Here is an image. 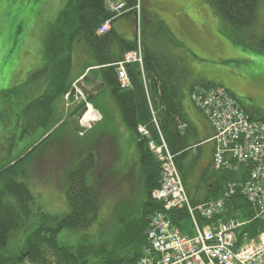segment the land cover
<instances>
[{"label":"trees","instance_id":"trees-1","mask_svg":"<svg viewBox=\"0 0 264 264\" xmlns=\"http://www.w3.org/2000/svg\"><path fill=\"white\" fill-rule=\"evenodd\" d=\"M116 1H122L125 8L130 10L127 16L135 13L137 6L141 11V0H71L58 18L50 24L43 47L46 64L43 70L32 74L29 81L36 82L42 76L48 80L40 102H45L43 97L45 100L46 97H55V99L61 97L71 84L74 47L82 46L84 52L94 59L98 68L96 76L103 88L109 92L125 128L136 139L138 153L136 164L141 176L139 184L143 188L144 200L138 203L122 201L125 204L123 209L133 210V216L119 220L125 228L119 234L117 246L107 255L101 256L99 252L95 253L96 261L92 263L88 261L86 251L82 248L73 249L66 242L67 240L60 241L58 236L63 231H83L96 220L100 207L98 192L102 186L98 174L102 164L97 155L93 157L88 153L64 176V195L69 213L60 217L42 216L37 227L24 235L18 246L12 247L13 235L26 228L31 215L30 206L33 200L28 188L22 182L15 180L18 176V167L26 161L32 152L30 151L22 158L0 168V180H4L0 192V264H132L138 261L147 248L145 232L150 217L155 213H164L172 226L183 234H191L188 215L184 210L164 212L161 204L151 200V192L158 187L160 169L148 151V140L136 133L139 125L149 131L153 140L158 141V132L160 133L175 158L176 167L186 189L185 185L192 167V162L189 163L187 158L192 149L193 135L190 132L189 122L182 112L179 85L186 77L187 71L179 61L160 50L157 39L162 38L174 45L179 43L175 42L163 21H145L141 44L142 72L137 64L125 66L131 87L126 90L120 89L115 64L122 60L126 52L136 50V41H125L111 31L103 36L96 34L100 25L113 16L106 4ZM208 1L218 18L226 25L227 32L230 33L229 36L226 35L228 38H232L236 45L247 44L250 48L259 47L264 51V35L258 36L254 30L258 8L264 0ZM147 27L151 30L149 37H146ZM144 36L146 38L143 41ZM202 87L210 86L202 85ZM14 92L15 89L8 90L1 95L6 96ZM248 114L251 119L264 120V116ZM16 118V124H19V119L17 116ZM29 126L30 124L26 127ZM182 126H185L183 130H181ZM103 147H106V144ZM9 149L6 154L11 152ZM116 157L113 155V161ZM109 166L111 165H107L105 170ZM102 175L108 178L104 173ZM212 178L214 182L207 187L206 198L202 203L220 199L227 183L245 182L247 170L241 167L236 173L220 171ZM190 202L192 205L198 204L193 200ZM221 218L223 221L237 220L245 223L238 232L239 240L245 236L255 237L264 227L260 219H254V210L239 192L226 202Z\"/></svg>","mask_w":264,"mask_h":264},{"label":"rangeland","instance_id":"rangeland-1","mask_svg":"<svg viewBox=\"0 0 264 264\" xmlns=\"http://www.w3.org/2000/svg\"><path fill=\"white\" fill-rule=\"evenodd\" d=\"M70 1L0 0V168L20 157L28 147L32 148L42 131L45 130L48 133L51 130L49 104L54 102L56 110L61 112L60 126L62 127L54 133L50 131L49 136L42 141L40 146L36 147L34 144L32 152L17 170L18 176L15 180L27 186L33 203L30 206L31 215L26 228L12 237L11 245L14 247L18 246L24 235L39 224L38 221L42 216L60 217L69 213L64 195V176L72 168L71 166L82 161L92 147L100 148V145L110 144V138L115 146L118 145L121 162L109 166L107 170H105L107 168L105 164L99 167L98 175L102 180V186L98 192L100 207L95 222L86 230L63 231L58 236L60 241L67 240L66 242L73 249L82 248L86 251V257L92 263L96 261L95 253L99 252L101 256L107 255L117 246L119 234L125 228L119 220L133 216V210L123 209L125 204L122 201L138 203L143 202L144 197L142 196L143 188L137 181L136 166H134L136 165V139L130 134L128 136L127 132L118 125L115 115L111 112V115L109 112L107 114L105 107H107L108 98L111 99L107 90H102L100 97L99 95L95 97L91 94L92 92H88L86 79L91 76L90 73L80 80V75L74 76L71 71V84L68 87V90L76 88L85 101L93 106L94 111L96 109L92 101L100 106L103 112H106L104 122L98 112L99 120L94 122L89 133L83 132L78 123V118L85 109V106L81 108L82 99L74 98L75 102L71 103L63 96L56 99L46 97V100L43 97L45 102H40L43 95L42 87L27 100L21 98V92L27 89L28 76L44 59L42 44L46 40L50 24L58 18L60 12ZM141 7V11L136 10V14L138 13L136 18H129L136 31L139 28L141 44L145 21L160 20L166 25L171 22L174 24V19L190 21L193 29L189 30L188 34L179 33L176 36L171 32L175 42L179 45L158 38L157 44L160 50L164 53L168 51L187 52L189 56L198 61H204L210 66L220 68L222 70L220 78L234 87L230 91L238 98L243 108L246 109L245 111L264 116V51L259 47L250 48L247 44L236 45L232 38L227 37L230 34L227 30L218 33L220 38L214 35L206 27L210 19L208 0H141ZM173 8L177 11H173ZM120 20L124 19L117 21ZM254 30L258 36L264 35V1L259 5ZM150 34L151 30L147 27L146 37ZM146 37H143V41ZM224 41L230 43L231 50L224 46ZM79 50H82L81 46L76 45L72 52L73 57ZM227 54L230 56L226 59L224 56ZM79 68L75 67V70ZM202 71L204 72V69ZM13 89H15L14 93L1 95L2 92ZM76 95L74 94L75 97ZM34 99L36 100L33 101ZM21 102L25 104L24 110L28 111V115L24 116L26 121H20L21 128H25L26 132L20 140L8 139L4 136V130L10 125L9 119L17 121L14 111L21 108ZM114 107L116 108L115 104ZM47 108H49V114ZM42 112L43 117L39 119L43 120V130L41 128L33 130V125L38 126L36 122L38 113L42 114ZM29 124L32 129L30 126L26 127ZM199 142V137L193 139V143L198 144ZM7 149L11 151L9 154H6ZM92 152L94 151L90 153ZM193 152H195L194 149L187 158L189 163L192 162V167L185 186L191 195L196 194L197 197L204 198L207 194L205 187L216 171L211 165H203V161L207 164L203 160V155L196 160ZM56 160L58 164L53 167ZM68 167L70 168L65 170ZM102 173L108 178L103 177ZM3 182V179L0 180V192Z\"/></svg>","mask_w":264,"mask_h":264},{"label":"built area","instance_id":"built-area-1","mask_svg":"<svg viewBox=\"0 0 264 264\" xmlns=\"http://www.w3.org/2000/svg\"><path fill=\"white\" fill-rule=\"evenodd\" d=\"M109 10L114 17L127 13L123 2L110 3ZM109 22L98 28L99 36L109 32ZM127 64H138L141 68L139 41L137 49L126 53L124 60L117 64L118 81L122 89L130 85L124 70ZM74 92L77 94L75 99L84 101L76 88ZM68 96H65V100H68ZM191 98L213 130L214 170L236 173L239 168L245 167L247 178L243 183H227L220 199L192 205L175 158L158 133L159 143L153 140L148 142L149 151L160 166L158 187L152 191L151 199L161 204L164 211L184 210L193 234H182L172 226L164 213H155L150 217L145 232L147 248L138 261L132 264H264V227L255 237L245 236L239 240L238 232L245 223L223 221L221 218L226 202L239 192L254 210V219H260L264 225V120L250 119L223 88H197ZM86 111L93 112L95 116L84 121ZM82 115L79 120L82 129H89L99 120L98 114L88 103H85ZM137 133L143 138H150L144 126H138Z\"/></svg>","mask_w":264,"mask_h":264},{"label":"crops","instance_id":"crops-1","mask_svg":"<svg viewBox=\"0 0 264 264\" xmlns=\"http://www.w3.org/2000/svg\"><path fill=\"white\" fill-rule=\"evenodd\" d=\"M172 10L175 11L176 9L173 8ZM208 11H209L210 19L207 22L208 24L206 25V27L209 28L214 33V35L219 37L218 33L220 34V32L226 31L227 27L218 18V16L214 12L211 5H210ZM131 17H133V16L122 18L124 20H120V21H117L118 20L117 19L114 22H112V24H111V32H113L116 36H118V37H120L123 40L128 41V42H132L135 39V27L133 26L132 21L129 20V18H131ZM119 19H121V18H119ZM173 21H174V24H173V22H171V23L168 22L169 25L167 24V27L169 28L170 32H172L176 36H178L179 33L180 34H184V33L188 34L190 32L189 30L193 29V25L188 20L174 19ZM44 43H45V40L42 44L43 45L42 47H44ZM224 46L227 47V49L231 50L230 43L224 41ZM165 54L167 56H169L170 58H172L176 61H179L185 67V69L187 71L186 77L184 78V80L179 85V98H180V103L182 106L183 115L185 116L186 120L189 122L190 132L193 135V139L197 138V137H199V139H200V142L198 144L193 143V139L191 140L192 149L189 151V153L192 152L194 149L195 152H193V155H194V158H196V160L199 159V157L201 155H203L204 156L203 160H205L207 163V164H204V161H203V165H211L212 166L213 143L210 141V139L213 136V131H212L211 127L209 126L205 117L201 114V112L192 103L191 98H190L191 90H192L193 86L209 85V86L223 87L231 93L230 89H234V87L230 86L226 81H224L220 78V73L222 72V70L220 68H215V66H210L204 61H198V60L194 59V57L189 56L187 54V52L175 53L172 51H168V53H165ZM42 55H43V48H42ZM229 56L230 55L227 54L224 56V58L227 59ZM45 64H46L45 60L43 59L42 62L37 65L36 69H34L30 73V75L28 76V78L26 80L27 89L25 91L21 92L22 100H27L28 97L35 95L36 92L41 87H42V92L44 93V91L48 85V83H47L48 80L44 76H42L36 82H30L29 77L32 74L36 73L37 71L43 70ZM94 66H95L94 59L88 53H85L83 50H79L77 55L74 57L72 55V69H71V71L74 74V76L80 75V77H82V76L88 74L90 72L89 69L93 68ZM75 67H80V68L78 70H75ZM203 69H204V72L202 71ZM90 75L91 76H89L86 79L87 85H88V88H87L88 92L89 91H90V93L92 92L91 94L95 97H97L98 95L100 97V95H101L100 93L102 92V90H105V89L101 85L99 78H97V76L93 77L94 75H97V71L91 72ZM111 99L110 98H108V100L106 99L107 100V107H105V108H107V114H108V112H109V114L111 112L112 115H115V118H116L118 125H120V127L124 131L127 132L128 136L130 134L133 137V135L125 128V126L122 122L120 113H119L118 109H116L117 107L116 108L114 107V104H113L114 102H112L113 100H111ZM35 100L36 99H34L33 101H35ZM92 102L95 105V109L103 117L102 122H104L106 112H103V110L100 109V106H98L94 101H92ZM21 103H22L21 108L14 111V113L16 112V116L19 119V121H18L19 123L21 120L26 121V117H24V116L28 115V111L24 110L25 104L23 102H21ZM54 104H55L54 102H53V104H51V103L49 104V107L51 108V119H49V120L50 121L52 120V127H51L50 131L52 132V130H53V133L58 128L62 127V126H60L61 125V115H60L61 112H60V110L59 111L56 110ZM240 105H241V103H240ZM241 107L243 108V105H241ZM48 110H49V108H47V112H48ZM247 112L252 113L251 111H247ZM48 114H49V112H48ZM40 117H43V112H42V114L38 113V121H36L38 126L33 125V130L40 129V128L43 130L44 123L42 125L43 120L40 121V119H39ZM9 122H10V125L7 128H5V130H4L5 131L4 136L8 139L13 138V139L20 140L21 138H23L26 131H25V128H21V123H20V125L16 124L17 121L13 120L12 118L9 119ZM95 126H97V125H95ZM50 131L48 133L45 132V130L42 131V133L39 135L36 143H34V144H39L50 133ZM91 131H93V129ZM110 140H111V143L109 145H106V147L102 146L100 148H97V150H96V148L92 147L89 151V154L93 153L92 154L93 157L96 155L99 157L98 160H101V164L103 163L102 165H104V164L105 165H112L113 162H114L113 165H116L117 162H121V156H120V151H119L118 145L115 146L114 141L111 138H110ZM101 143H102V141H101ZM34 144H33V146H34ZM39 146H40V144H39ZM30 149L31 148L28 147L24 151V153L21 154L20 156L27 154ZM91 151H94V152L90 153ZM113 155L117 156L115 161H113ZM137 158H138V153H137V149H136V163L138 160ZM57 164H58V162L56 160L53 167H55ZM76 165H77V163L73 166H71V165L70 166L72 168H74ZM134 166H136V174L138 175L137 181L139 183L141 176L139 174L137 164ZM69 168L70 167H68L65 170H68ZM213 182H214V178H212L211 180L208 181L207 186L205 188L207 189V187ZM186 193H187L190 200H193L194 202H196L198 204L202 203V201H204V199L206 198V197L199 198V197H197L196 194L191 195L188 190ZM206 193H207V191H206ZM188 222H189V220H188ZM189 225H190V222H189ZM190 230H191V234L186 233L185 235L191 236L193 234V231L191 229V225H190Z\"/></svg>","mask_w":264,"mask_h":264},{"label":"bare ground","instance_id":"bare-ground-1","mask_svg":"<svg viewBox=\"0 0 264 264\" xmlns=\"http://www.w3.org/2000/svg\"><path fill=\"white\" fill-rule=\"evenodd\" d=\"M83 116V115H82ZM94 113L91 111H86V115L84 116L83 120L86 121L88 119V117L92 118L94 117ZM90 120V119H89Z\"/></svg>","mask_w":264,"mask_h":264},{"label":"flooded vegetation","instance_id":"flooded-vegetation-1","mask_svg":"<svg viewBox=\"0 0 264 264\" xmlns=\"http://www.w3.org/2000/svg\"><path fill=\"white\" fill-rule=\"evenodd\" d=\"M156 1V0H155Z\"/></svg>","mask_w":264,"mask_h":264}]
</instances>
